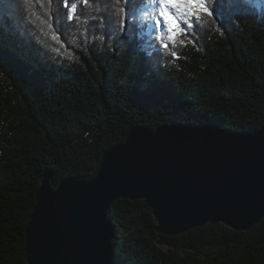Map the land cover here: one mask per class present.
Masks as SVG:
<instances>
[{"label":"trees","instance_id":"16d2710c","mask_svg":"<svg viewBox=\"0 0 264 264\" xmlns=\"http://www.w3.org/2000/svg\"><path fill=\"white\" fill-rule=\"evenodd\" d=\"M208 4L216 18H201L195 44L164 50L146 0H0V264H28L46 169L54 184L86 175L136 125L261 128L264 0ZM108 217L116 264H264V219L167 235L144 199L129 198Z\"/></svg>","mask_w":264,"mask_h":264},{"label":"water","instance_id":"95a60500","mask_svg":"<svg viewBox=\"0 0 264 264\" xmlns=\"http://www.w3.org/2000/svg\"><path fill=\"white\" fill-rule=\"evenodd\" d=\"M53 177L42 174L26 228L28 264H116L108 213L119 198L144 199L167 235L207 223L249 230L263 220L264 124L255 132L136 125L92 172Z\"/></svg>","mask_w":264,"mask_h":264},{"label":"snow or ice","instance_id":"6c2138e0","mask_svg":"<svg viewBox=\"0 0 264 264\" xmlns=\"http://www.w3.org/2000/svg\"><path fill=\"white\" fill-rule=\"evenodd\" d=\"M146 3L149 8L144 13V19L154 22L156 29L154 39L157 41L158 48L164 50H168L169 44L173 48L177 42L183 45L185 42L183 37H188L189 42L195 44V41L191 39L195 35L192 30L200 28L201 18L204 16L216 18L215 6L210 7L208 0H146ZM65 6L67 7V0H65ZM75 11L76 6L73 4L70 13ZM71 18L72 16L69 15V19ZM171 55L174 59H179L174 51Z\"/></svg>","mask_w":264,"mask_h":264},{"label":"rangeland","instance_id":"374dc122","mask_svg":"<svg viewBox=\"0 0 264 264\" xmlns=\"http://www.w3.org/2000/svg\"><path fill=\"white\" fill-rule=\"evenodd\" d=\"M252 1H254L255 3H259L260 2V0H252ZM147 23H153V21H147Z\"/></svg>","mask_w":264,"mask_h":264}]
</instances>
